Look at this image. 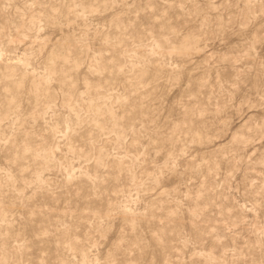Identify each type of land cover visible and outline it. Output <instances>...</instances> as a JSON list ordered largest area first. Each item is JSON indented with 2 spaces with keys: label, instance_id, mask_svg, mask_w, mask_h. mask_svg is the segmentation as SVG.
<instances>
[{
  "label": "rangeland",
  "instance_id": "obj_1",
  "mask_svg": "<svg viewBox=\"0 0 264 264\" xmlns=\"http://www.w3.org/2000/svg\"><path fill=\"white\" fill-rule=\"evenodd\" d=\"M0 264H264V0H0Z\"/></svg>",
  "mask_w": 264,
  "mask_h": 264
},
{
  "label": "bare ground",
  "instance_id": "obj_2",
  "mask_svg": "<svg viewBox=\"0 0 264 264\" xmlns=\"http://www.w3.org/2000/svg\"><path fill=\"white\" fill-rule=\"evenodd\" d=\"M157 45H158L159 49H163L166 44L163 42H158Z\"/></svg>",
  "mask_w": 264,
  "mask_h": 264
}]
</instances>
